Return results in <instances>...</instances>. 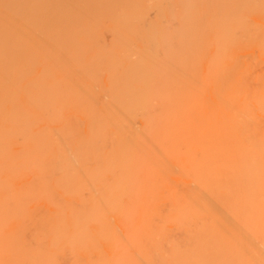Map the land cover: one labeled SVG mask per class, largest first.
Here are the masks:
<instances>
[{
	"label": "bare ground",
	"instance_id": "6f19581e",
	"mask_svg": "<svg viewBox=\"0 0 264 264\" xmlns=\"http://www.w3.org/2000/svg\"><path fill=\"white\" fill-rule=\"evenodd\" d=\"M0 264H264V0H0Z\"/></svg>",
	"mask_w": 264,
	"mask_h": 264
}]
</instances>
